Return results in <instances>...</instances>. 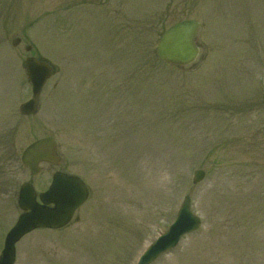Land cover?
<instances>
[{
  "label": "rangeland",
  "instance_id": "obj_1",
  "mask_svg": "<svg viewBox=\"0 0 264 264\" xmlns=\"http://www.w3.org/2000/svg\"><path fill=\"white\" fill-rule=\"evenodd\" d=\"M186 19L198 60L160 62ZM30 56L55 75L22 116ZM46 137L61 164L32 177L22 155ZM58 170L90 198L66 228L24 238L16 264H134L184 196L202 224L154 264H264V0H0V253L20 186L40 192Z\"/></svg>",
  "mask_w": 264,
  "mask_h": 264
},
{
  "label": "water",
  "instance_id": "obj_2",
  "mask_svg": "<svg viewBox=\"0 0 264 264\" xmlns=\"http://www.w3.org/2000/svg\"><path fill=\"white\" fill-rule=\"evenodd\" d=\"M200 25L194 20L179 22L167 29L158 44L157 54L161 61L183 67L192 64L199 56L200 49L196 37ZM27 75L33 86L32 99L20 107L24 116L36 114L42 89L53 75L54 69L46 61L29 58L25 63ZM22 162L29 167L31 174L40 173L41 163L58 165L57 144L53 138H44L30 145L22 156ZM204 178L203 172H197L195 182ZM88 188L77 176L56 173L51 187L46 193L37 196L32 185L26 184L21 189L19 205L26 211L19 218L16 226L8 233L5 247L0 256V264H15L16 244L26 234L35 229H60L72 219L75 211L87 200ZM54 204V208L49 205ZM200 219L191 211L189 198L180 211L177 222L169 233L158 241L141 259L140 264H150L161 254L177 246L183 235L196 231Z\"/></svg>",
  "mask_w": 264,
  "mask_h": 264
},
{
  "label": "bare ground",
  "instance_id": "obj_3",
  "mask_svg": "<svg viewBox=\"0 0 264 264\" xmlns=\"http://www.w3.org/2000/svg\"><path fill=\"white\" fill-rule=\"evenodd\" d=\"M214 196H215L216 199H217L216 202H221V201H220V200H221V197H222L221 194H217V195L214 194Z\"/></svg>",
  "mask_w": 264,
  "mask_h": 264
}]
</instances>
